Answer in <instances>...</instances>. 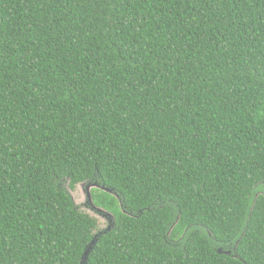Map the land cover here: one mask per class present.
Masks as SVG:
<instances>
[{
  "label": "trees",
  "instance_id": "1",
  "mask_svg": "<svg viewBox=\"0 0 264 264\" xmlns=\"http://www.w3.org/2000/svg\"><path fill=\"white\" fill-rule=\"evenodd\" d=\"M95 239L86 264H264V0H0V264Z\"/></svg>",
  "mask_w": 264,
  "mask_h": 264
},
{
  "label": "rangeland",
  "instance_id": "2",
  "mask_svg": "<svg viewBox=\"0 0 264 264\" xmlns=\"http://www.w3.org/2000/svg\"><path fill=\"white\" fill-rule=\"evenodd\" d=\"M66 187H68V184H66ZM92 188H94V186L83 183L78 185L75 191H70V193L74 197L75 203L81 208V210L88 213L98 221V229L105 230L109 227L110 221L113 219L104 215L105 212L103 210L95 208L94 204L91 203L89 194H91Z\"/></svg>",
  "mask_w": 264,
  "mask_h": 264
},
{
  "label": "water",
  "instance_id": "3",
  "mask_svg": "<svg viewBox=\"0 0 264 264\" xmlns=\"http://www.w3.org/2000/svg\"><path fill=\"white\" fill-rule=\"evenodd\" d=\"M89 197H90V201L91 203L93 204L92 202V199H91V194H89ZM96 208V207H95ZM102 210V209H100ZM109 217H111L112 219H114V216L112 214H108ZM112 228V221H110V225L108 227V230H111ZM96 245V239L92 241L91 245L89 246V248L86 250L83 258H82V264H86L87 260H88V257L90 255V252L91 250L93 249V246Z\"/></svg>",
  "mask_w": 264,
  "mask_h": 264
}]
</instances>
